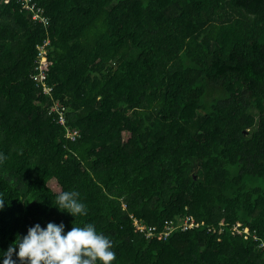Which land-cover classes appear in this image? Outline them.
Wrapping results in <instances>:
<instances>
[{"label":"trees","instance_id":"16d2710c","mask_svg":"<svg viewBox=\"0 0 264 264\" xmlns=\"http://www.w3.org/2000/svg\"><path fill=\"white\" fill-rule=\"evenodd\" d=\"M34 1L0 0V250L90 222L113 264H264V0Z\"/></svg>","mask_w":264,"mask_h":264},{"label":"clouds","instance_id":"9594fccd","mask_svg":"<svg viewBox=\"0 0 264 264\" xmlns=\"http://www.w3.org/2000/svg\"><path fill=\"white\" fill-rule=\"evenodd\" d=\"M51 204L74 221L87 215V207L75 189L60 190ZM4 205L5 199L0 197V210ZM115 259L112 239L90 222H73L67 231L62 222L50 221L43 227L35 223L25 234H16L6 250H0V264H113Z\"/></svg>","mask_w":264,"mask_h":264},{"label":"built area","instance_id":"2783aa9c","mask_svg":"<svg viewBox=\"0 0 264 264\" xmlns=\"http://www.w3.org/2000/svg\"><path fill=\"white\" fill-rule=\"evenodd\" d=\"M10 1L11 0H3L4 3H9ZM15 2L18 3L21 6V8L25 11V13L27 15H29V14L31 15L30 17H31V19L33 21H38L39 23L42 22L43 24H46L47 19H46L45 16L42 15L43 11H42V9L40 7L37 6V4L35 3L34 0H15ZM47 44H48V41H45V43H43L42 45L38 46V50H39L38 51V64H44V63L40 62V57L39 56L41 55L42 49L44 50L43 53L44 54L46 53L45 46ZM38 67H39V65H38ZM41 74H43L42 71L39 72L38 74H36L34 76V79L37 78L38 80L43 82V77H41ZM42 85H45L44 82L42 83ZM46 90H48V89H46ZM74 134H75V132H73V134L70 133L69 137L71 139H73V135ZM141 225L140 226H136L139 229V231L143 232L147 238L152 237L151 229L149 228L148 231H145V227L143 225L142 226ZM194 226H196V225L191 222L190 217L186 216L181 221H179L178 223H174L173 221L167 222L166 231L164 232L163 235L167 236L172 231V229L174 227H179L181 230H186V229L192 228ZM234 228H235V231L237 233L241 232L240 229H238L236 227H234ZM259 246L264 250V242H261Z\"/></svg>","mask_w":264,"mask_h":264},{"label":"rangeland","instance_id":"374dc122","mask_svg":"<svg viewBox=\"0 0 264 264\" xmlns=\"http://www.w3.org/2000/svg\"><path fill=\"white\" fill-rule=\"evenodd\" d=\"M43 49L41 51V55L39 56L40 57V62L42 63H45L47 60H46V57H45V54L43 53ZM41 77H43V74H41ZM252 112L253 115L256 116V111H254V109H251L250 110ZM60 123H64V119L61 118L60 120ZM128 137V134L127 133H124L123 134V139H126ZM123 208H125V206L123 205ZM133 223L136 225V226H140L141 223H139V221H137L136 219L133 220ZM142 226V225H141ZM254 235V234H253Z\"/></svg>","mask_w":264,"mask_h":264}]
</instances>
